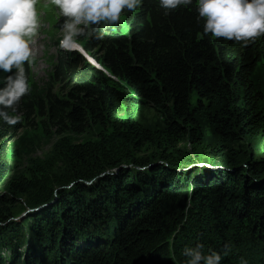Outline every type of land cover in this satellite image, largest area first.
<instances>
[{"label": "trees", "instance_id": "obj_1", "mask_svg": "<svg viewBox=\"0 0 264 264\" xmlns=\"http://www.w3.org/2000/svg\"><path fill=\"white\" fill-rule=\"evenodd\" d=\"M197 7L192 0L166 10L159 0H143L136 12H126V32L118 23L108 29L104 22L91 26L103 39L88 37L82 46L102 68L77 51L60 54L51 80L66 81V93L57 95L50 86L39 98L29 91L15 112L7 110L19 115V122L0 120V184L10 172L8 142L24 119L33 124L36 115L56 126L58 133H82L104 125L120 110L144 104L161 112L175 135L186 133L195 114L203 112L224 140L264 137V92L252 78L264 61V35L245 42L205 34ZM23 67L28 83L29 63ZM126 123L140 144L152 142L129 112ZM121 163L111 161V166L120 167L113 176L74 175L77 183L60 190L54 209L45 205L25 220H12L19 216L15 203L0 196V264H147L145 259L156 250L166 253L165 240L185 220L181 199L189 182L199 191L196 207L212 217L203 229L194 225L199 227L195 234L201 248L220 253L222 260L235 250L230 264H241V259L264 264V169L253 156L232 174L206 169L197 178L190 172L180 176L168 167L129 169ZM245 169L252 174L250 181ZM91 178L95 181L86 183ZM46 231L49 243L43 246L38 239ZM30 246L34 251L28 253ZM195 246L186 241L166 261L186 264L183 250Z\"/></svg>", "mask_w": 264, "mask_h": 264}, {"label": "rangeland", "instance_id": "obj_2", "mask_svg": "<svg viewBox=\"0 0 264 264\" xmlns=\"http://www.w3.org/2000/svg\"><path fill=\"white\" fill-rule=\"evenodd\" d=\"M35 7L40 26L32 38L30 47L33 54L27 61L29 63V91L32 96L42 98L47 88L52 86L57 95H64L70 85H67L66 81L53 82L51 76L57 57L69 51L60 45L64 35L62 24L66 18L60 15L59 9L51 3V0H38ZM138 8L131 10L130 13L136 12ZM128 11L124 9L117 22L122 32L127 30L125 14ZM104 24V28H111L110 24L106 22ZM87 39V35L78 37L79 47L71 51L79 52L87 61L102 68L83 49L82 44ZM95 51L98 50L95 49ZM105 73L110 76L108 72L105 71ZM4 76L6 73L0 72V79ZM252 78L264 92V61L258 63ZM194 100L195 95H193ZM127 112L131 113L142 133L151 138L152 142L140 144L133 137L126 123ZM127 112L124 109L120 110L104 125H93L82 133H58L56 126L48 123L46 118L42 122L44 117L38 115L34 117L33 124L24 119L22 127L7 144V161L10 164V172L0 184V196H6L11 203H15L14 212L19 216L12 220H25L33 210L45 207V205L55 207V202H58L62 195L60 190L68 188L69 184L77 183L76 180H72L74 175H93L96 178L105 175L113 176L120 168L110 165L113 160L121 161L120 166L127 168L157 167L160 169L162 167L165 169L168 167L180 176L190 172L195 178L206 172V169L213 173L227 171L232 174L235 168L245 165L249 156H253L254 161L264 169V137L247 136L234 141L224 140L217 134L215 127L208 122L203 112L195 114V122L186 133L175 135L161 112L150 105L134 104ZM130 159L145 164L144 166H133L131 162H126ZM245 170L244 174L250 181L252 174L247 169ZM91 179L86 183L90 184L89 181H95V178ZM189 184L191 186L181 199L184 201L182 208L186 210L185 220L179 223L175 232L165 240L166 253H163L162 248L156 250L154 254L145 259V262L148 261L147 264H168L166 259L172 258L173 250L181 249L186 241L196 242V245L201 244L195 234L196 228L201 226L200 228L203 229L212 223V217L206 211L201 213L196 207L200 200L199 191L195 190L194 183L189 182ZM41 199L43 200L37 203ZM25 234H27L26 237H30L27 232ZM48 234L49 232L46 231L44 237L38 239L43 246L49 243ZM107 238L111 239V236ZM215 239L217 238H214V245L216 244ZM18 251L21 253L23 248ZM29 251H34L31 246L28 247L27 252ZM201 251L208 254V250L201 248ZM233 253L231 257L225 256L221 264H230L232 257L237 256L235 250ZM172 264H175V261Z\"/></svg>", "mask_w": 264, "mask_h": 264}, {"label": "clouds", "instance_id": "obj_3", "mask_svg": "<svg viewBox=\"0 0 264 264\" xmlns=\"http://www.w3.org/2000/svg\"><path fill=\"white\" fill-rule=\"evenodd\" d=\"M37 2L0 0V72L11 73L0 79L3 85L0 87V120L9 125L18 123L20 117L9 115L7 110L15 112V106L29 92L23 65L32 57L30 45L40 26ZM51 3L66 18L60 45L71 51L79 47L77 38L80 36L103 39L91 26L101 22L116 24L124 9L134 10L143 0H51ZM191 3L192 0H159L160 7L166 10ZM197 4L199 17L205 20V34L245 42L264 35V0H197ZM183 255L187 258L186 264H221L223 258L216 252L205 255L201 245L184 248ZM241 264L247 261L241 259Z\"/></svg>", "mask_w": 264, "mask_h": 264}, {"label": "water", "instance_id": "obj_4", "mask_svg": "<svg viewBox=\"0 0 264 264\" xmlns=\"http://www.w3.org/2000/svg\"><path fill=\"white\" fill-rule=\"evenodd\" d=\"M93 65H95V64H93ZM96 67H98L97 65H95Z\"/></svg>", "mask_w": 264, "mask_h": 264}]
</instances>
